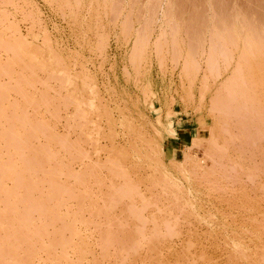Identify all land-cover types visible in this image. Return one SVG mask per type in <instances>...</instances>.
Segmentation results:
<instances>
[{
  "label": "rangeland",
  "instance_id": "374dc122",
  "mask_svg": "<svg viewBox=\"0 0 264 264\" xmlns=\"http://www.w3.org/2000/svg\"><path fill=\"white\" fill-rule=\"evenodd\" d=\"M0 177L1 264H264V0H0Z\"/></svg>",
  "mask_w": 264,
  "mask_h": 264
},
{
  "label": "bare ground",
  "instance_id": "6f19581e",
  "mask_svg": "<svg viewBox=\"0 0 264 264\" xmlns=\"http://www.w3.org/2000/svg\"><path fill=\"white\" fill-rule=\"evenodd\" d=\"M6 46V45H5ZM36 158V157H35ZM34 158V159H35ZM42 158V157H41ZM11 168V167H10ZM2 171V170H1ZM8 171V170H7ZM12 173V172H11ZM17 175V174H16ZM16 177V176H15ZM1 178V177H0ZM13 178V177H12ZM14 180V179H13ZM15 181V180H14ZM0 184H1V182H0ZM17 184H18V182H17ZM1 187V186H0ZM16 187V186H15ZM5 192H6V190H5ZM8 195V194H7ZM9 208V207H8ZM10 210H12V209H10ZM18 215V214H17ZM24 222V221H23ZM5 225V224H4ZM10 228V227H9ZM20 228V227H19ZM6 235H8V234H6ZM12 236V235H11ZM7 237H9V236H7ZM10 238V237H9ZM12 238V237H11ZM12 242V241H11ZM20 247V246H19ZM14 252V251H13ZM24 253H25V251H24ZM24 256H25V254H24ZM30 258V257H29ZM10 260V259H9ZM262 261V260H261ZM22 262V261H21ZM27 262V261H26ZM260 262V261H259ZM16 263V262H15ZM18 263V262H17ZM1 264V263H0ZM259 264V263H258Z\"/></svg>",
  "mask_w": 264,
  "mask_h": 264
}]
</instances>
